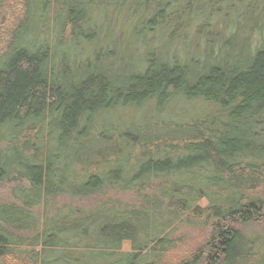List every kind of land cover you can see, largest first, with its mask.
Instances as JSON below:
<instances>
[{
    "label": "trees",
    "instance_id": "trees-1",
    "mask_svg": "<svg viewBox=\"0 0 264 264\" xmlns=\"http://www.w3.org/2000/svg\"><path fill=\"white\" fill-rule=\"evenodd\" d=\"M263 17L264 0H22L0 50V187L18 182L0 264H168L177 227L209 229L177 264L264 259L238 228L264 210ZM104 192L131 201L33 212Z\"/></svg>",
    "mask_w": 264,
    "mask_h": 264
},
{
    "label": "rangeland",
    "instance_id": "rangeland-1",
    "mask_svg": "<svg viewBox=\"0 0 264 264\" xmlns=\"http://www.w3.org/2000/svg\"><path fill=\"white\" fill-rule=\"evenodd\" d=\"M21 3L22 0H3L4 4V9H3V15L2 19H0V50L2 49V39L4 38L5 32L14 24V22L20 17L21 14ZM259 27L263 29L261 31L258 30L257 28L254 27V31L251 32L249 30L248 37L250 36L248 40V45L249 47H254L253 45L256 44L257 40L258 42L261 40V38L264 39V17L262 22L259 24ZM122 26L120 23L117 22V25L114 26L113 32L116 33L118 30L120 31ZM123 29L126 31V27H123ZM118 33V32H117ZM112 37H115L112 32L110 33ZM247 35V34H245ZM128 43V40L126 39L125 42H122V47L127 46L126 44ZM133 47H128L124 52L122 51L120 54V57L127 56L128 58L135 57V50ZM72 50L75 52L73 54H77L78 47H73ZM105 64H109V61L106 62ZM1 148V146H0ZM18 185V182H9L6 183L5 185L2 184V187H0V200L4 202H10L13 201L12 196L10 194V191L14 186ZM117 200L121 204H127L128 202L131 201V197L128 194H121V193H112V192H104V193H99L95 194L92 196H89L88 198H85L83 200L79 199H70L66 197L65 195H58L53 197L52 199L49 198L48 202L46 203V206L44 205H39L36 207V209H33V212L36 215H44V214H52L54 210L57 208L63 207L65 205L68 206H79V207H85L86 209H94L98 205H102L108 200ZM130 200V201H129ZM201 205L205 204V201L199 202ZM173 227H176L173 226ZM238 228L241 230V232L244 235V238H251L255 239V241H261L264 239V210L261 212V218H259V221H257L255 224H250L249 226H243L239 225ZM184 236V239L182 241V244L179 243L177 245V248L172 251L165 253L162 257L163 262H166L168 264H177V259L190 252L192 248H196L199 246H204L208 237H209V229L208 228H199V227H177L171 234L170 236L173 237H180ZM260 243V242H259ZM257 243V244H259ZM255 247V246H254ZM252 249V253L254 254V251H256V248ZM123 250H129V245L128 243H124L122 246ZM251 260H249V254L245 260H242L239 264H249ZM250 264H264V259L257 260V261H251Z\"/></svg>",
    "mask_w": 264,
    "mask_h": 264
}]
</instances>
